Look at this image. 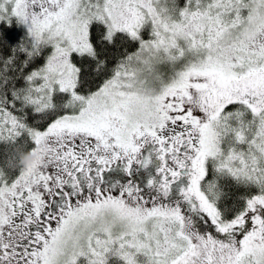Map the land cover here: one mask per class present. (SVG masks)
Returning a JSON list of instances; mask_svg holds the SVG:
<instances>
[{"label": "snow or ice", "instance_id": "1", "mask_svg": "<svg viewBox=\"0 0 264 264\" xmlns=\"http://www.w3.org/2000/svg\"><path fill=\"white\" fill-rule=\"evenodd\" d=\"M0 264H264V0H0Z\"/></svg>", "mask_w": 264, "mask_h": 264}]
</instances>
